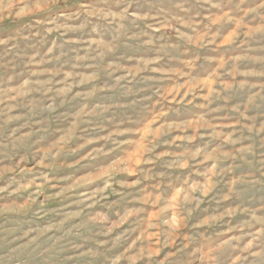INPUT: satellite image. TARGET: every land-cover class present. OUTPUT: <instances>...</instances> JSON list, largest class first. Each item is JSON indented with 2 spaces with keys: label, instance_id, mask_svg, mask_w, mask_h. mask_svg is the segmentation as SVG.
I'll return each mask as SVG.
<instances>
[{
  "label": "rangeland",
  "instance_id": "obj_1",
  "mask_svg": "<svg viewBox=\"0 0 264 264\" xmlns=\"http://www.w3.org/2000/svg\"><path fill=\"white\" fill-rule=\"evenodd\" d=\"M0 264H264V0H0Z\"/></svg>",
  "mask_w": 264,
  "mask_h": 264
}]
</instances>
